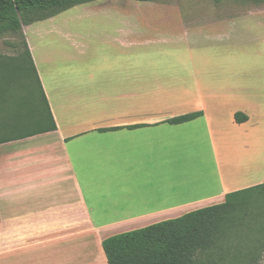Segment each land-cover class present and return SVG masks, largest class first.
Masks as SVG:
<instances>
[{
	"label": "crops",
	"instance_id": "obj_1",
	"mask_svg": "<svg viewBox=\"0 0 264 264\" xmlns=\"http://www.w3.org/2000/svg\"><path fill=\"white\" fill-rule=\"evenodd\" d=\"M114 6L123 9L120 24L87 29L88 37L61 30L57 16L23 27L57 130L0 144V264H107L109 237L264 183L263 171L242 184L264 152V50L258 60L238 59L239 51L254 56L244 49L248 37L223 46L217 40L229 36L218 35L206 47V36L196 58H179L172 48L191 30L142 28L125 21L123 4ZM242 15L198 25L199 35ZM46 21L72 44L35 50L32 38L49 32L36 25ZM43 64L53 71L47 78ZM193 113L202 116L168 123ZM236 114L248 119L238 123ZM238 153L256 159L231 161ZM232 233L215 253L233 257Z\"/></svg>",
	"mask_w": 264,
	"mask_h": 264
},
{
	"label": "trees",
	"instance_id": "obj_2",
	"mask_svg": "<svg viewBox=\"0 0 264 264\" xmlns=\"http://www.w3.org/2000/svg\"><path fill=\"white\" fill-rule=\"evenodd\" d=\"M95 1L98 0H0V37L9 33L23 36L24 26L48 20L78 5ZM133 1L154 3L160 0ZM23 44L24 50L18 55L0 56V144L57 130L28 43L24 40ZM24 58H28L33 65L46 106V113L39 116L37 127L27 131L21 128L19 115L21 107H15L11 113L6 111L9 99L5 97L8 86L4 85L8 79L6 75L8 77L9 74L7 69L18 72L22 68L20 61ZM10 114L12 123L7 121V116L10 117ZM201 116L202 113L188 114L172 119L168 123L182 124ZM235 119L238 123H242L248 118L243 114H236ZM261 190H264V183L228 194L225 203L221 205L109 237L103 241L107 264H229L231 261V264H257L259 258L256 252L249 249L244 253L245 245L242 243L229 245V250L232 248L237 250L234 258L231 257L233 259L226 258L220 252L215 253V250L225 245L221 243V237L225 233L235 231L238 233L236 237H239L240 230L237 229L239 224L247 230L254 229L256 225L255 232L262 235L256 241L260 245L264 244V212L254 213L252 219L245 223L240 222L241 218L235 215L242 212L244 216H249V206L253 202H264V191ZM254 247L257 248V245Z\"/></svg>",
	"mask_w": 264,
	"mask_h": 264
},
{
	"label": "rangeland",
	"instance_id": "obj_3",
	"mask_svg": "<svg viewBox=\"0 0 264 264\" xmlns=\"http://www.w3.org/2000/svg\"><path fill=\"white\" fill-rule=\"evenodd\" d=\"M101 2H107L106 4H108L109 7H105L106 9L99 8L98 5ZM122 4L127 11L131 12L130 15H126L125 20L131 22V24L140 22L142 28L161 25L162 27L170 29H180L181 26H183L191 30L190 38L181 35L182 39L177 44H174L175 47L172 48L178 50L179 53L176 54L179 58H184L185 56L187 58H192V56L193 58H196L199 51L198 44L203 43L209 36L211 41H207L206 47H208V45L213 44L212 38L218 35L229 36L217 40L218 43H221L223 46L229 42L240 43L241 39L248 37L244 40L247 44L244 49H248V51L254 54V56H247V53L244 55L239 51L238 54L235 55L238 59L258 60L259 55L257 53L264 50V41L263 39L261 40L264 36V15L257 16L256 14L251 15L249 13V11L264 10V0H160L154 3H139L130 0H104L91 4L78 5L59 14L55 18V22L57 26L62 28L61 30L66 33L80 35L78 37H88L86 35L87 29H92L94 27H113L120 24L121 20L117 23L118 15L116 10L123 11V9L114 8V5L120 6ZM89 11L104 13L87 15ZM241 14L243 15L236 21V25L225 27L224 24H218L213 27H205L203 30L205 32L199 35L198 25L217 21L219 18L234 17ZM38 26H44L48 30V28L52 26V22L46 21L41 23V25H36V27ZM26 31L27 33L29 32L27 28ZM177 33L179 32L177 31ZM147 35L148 34L143 32V39H147L149 37ZM231 36L232 39L230 40ZM26 38L24 30L23 36L9 33L0 37V56L14 57L21 53L24 50V40L27 42ZM32 39L35 50L36 48L38 50L39 48L44 47V52H46V48H51L53 52L54 49L60 48V46L72 44V40H66L62 35L59 36L50 31H46V33H44L39 39L37 35ZM216 39L217 38L213 40ZM84 42L85 41L82 43ZM156 48L158 50L165 49L152 47L151 50L149 48L148 50L154 53ZM144 50H146V48H144ZM36 53H38V51ZM260 56L261 58L259 59H263L262 57L264 56ZM20 62L22 68L18 72H14L10 68L7 69V73L9 74L8 77L6 75V78L8 79H6L4 85L8 86V91H6L5 97L9 99V103L7 104L6 111L11 113L14 111L15 107H21L19 111V115L21 116L20 123L22 124L21 128L23 131H27L34 129L35 126L37 127V117L40 115L43 116L46 113V106L42 98V92L33 65L28 58H24ZM42 72L45 78L53 74L52 68L50 69L46 64L42 65ZM7 119L9 122L11 121V114L10 117L7 116ZM256 154L258 156V152H256ZM232 156L233 157L230 160L236 163L241 159L246 160L245 162L249 163L252 159H256V157H244V155L239 153L233 154ZM260 158V163L254 160V162L250 164V169L248 173H245V175H247L242 180V184L258 180V177L264 171V152L263 155H260ZM222 166H224L223 159H221V167ZM199 170L200 169H198V171ZM196 173L202 174V171ZM256 212H264V202H253L249 206V216L250 214L253 216ZM235 215L236 217L241 218L240 222L244 223L252 219V217L245 218L242 212H238ZM258 219L262 218L258 217ZM253 228L255 229L256 225ZM237 229L240 230V232L237 230L239 232L237 244L242 243L245 245L243 247L244 253L249 249H253V251L256 252V256L259 258L257 264H264V244L260 245V243H257L256 241V239L262 237L261 233H256L254 229L247 230L241 224L238 225ZM232 234L238 236V233L235 231ZM254 245H257V248L254 247ZM235 254H237V250L233 252V258ZM233 258L230 257V259ZM231 263L232 261L229 264Z\"/></svg>",
	"mask_w": 264,
	"mask_h": 264
}]
</instances>
